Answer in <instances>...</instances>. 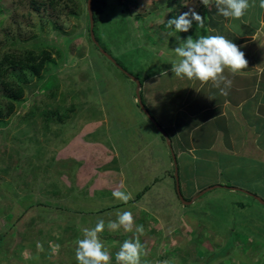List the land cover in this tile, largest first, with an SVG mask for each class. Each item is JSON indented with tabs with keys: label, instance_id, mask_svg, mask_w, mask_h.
Returning <instances> with one entry per match:
<instances>
[{
	"label": "rangeland",
	"instance_id": "obj_1",
	"mask_svg": "<svg viewBox=\"0 0 264 264\" xmlns=\"http://www.w3.org/2000/svg\"><path fill=\"white\" fill-rule=\"evenodd\" d=\"M100 5L98 45L142 81L151 113L152 94L162 93L169 106L184 88L181 79L161 75L179 59L174 48L188 36L220 34L222 23L231 21L213 17L214 0L209 6L201 0ZM190 8L206 17L204 29L195 22L186 33L167 26ZM98 45L91 41L88 0H0V61L18 54L31 65L12 59L0 66V264H78L81 229L100 218L116 219L118 210L131 211L144 225L149 264H264V205L251 196L264 200L257 179L264 178V168L254 172L241 163L245 173H227L226 157L209 155V169L204 156L196 155L197 165L174 139L171 150L167 132L141 110L136 83ZM174 152L185 200L215 188L192 205L177 193ZM116 189L134 198L124 204L112 196ZM131 235L123 229L102 234L112 264ZM50 244L60 245L57 255Z\"/></svg>",
	"mask_w": 264,
	"mask_h": 264
},
{
	"label": "crops",
	"instance_id": "obj_2",
	"mask_svg": "<svg viewBox=\"0 0 264 264\" xmlns=\"http://www.w3.org/2000/svg\"><path fill=\"white\" fill-rule=\"evenodd\" d=\"M255 3L256 6L250 8L240 22L231 20L229 24L222 23L219 35L225 34L228 38L231 34V41L240 47L248 60L247 68L235 76L229 74L233 83L227 95H221L210 82L202 84L198 80L185 78L181 79L184 88L179 85L180 89L175 93L177 99L171 105L165 104L162 93L157 98L155 90L151 97L152 105L148 107L172 139V146L176 145L174 139L180 152L193 156L197 165L200 164L196 155L204 156L209 169H212L209 155L226 157L228 161L222 164V170L227 173L241 169V163L250 165L254 172L264 168V9L259 7V0H255ZM212 10L217 11L216 7ZM216 16L217 13L213 15ZM212 21L217 23L215 19ZM165 73V79L174 76L171 69L165 70ZM181 98L184 102H181ZM216 165L214 169H218ZM243 169L239 173H245ZM257 179L264 184V178ZM232 189L229 191L239 189L241 191L238 192L246 195L251 193L244 187Z\"/></svg>",
	"mask_w": 264,
	"mask_h": 264
},
{
	"label": "clouds",
	"instance_id": "obj_3",
	"mask_svg": "<svg viewBox=\"0 0 264 264\" xmlns=\"http://www.w3.org/2000/svg\"><path fill=\"white\" fill-rule=\"evenodd\" d=\"M202 4L209 6L210 0H201ZM217 14L227 20H240L248 10L256 6L255 0H214ZM259 7L264 9V0H259ZM206 17L195 9L179 14L169 19L167 26L174 27L177 33L189 32L196 23L197 29H204ZM179 58L172 64L171 72L179 79L198 80L202 84L209 82L213 87L219 89L221 95H227L232 86L231 76L248 67V60L240 47L224 35H197V38L188 36L174 48ZM117 67V66H116ZM227 73V74H226ZM167 73H161L164 75ZM112 196L127 204L132 200L131 191L116 189ZM116 219L105 221L103 218L97 220L93 227H83L82 238L76 240L75 258L78 264H112L113 253L101 238L105 231L116 232L123 229L131 233V237L124 240L115 253V264H149L145 259L149 256L151 249L142 243L141 237L145 235V227L137 224L131 211L118 210ZM38 251L42 252L43 244L36 243ZM51 255L58 254L59 244H50ZM161 264H170V261H162Z\"/></svg>",
	"mask_w": 264,
	"mask_h": 264
},
{
	"label": "water",
	"instance_id": "obj_4",
	"mask_svg": "<svg viewBox=\"0 0 264 264\" xmlns=\"http://www.w3.org/2000/svg\"><path fill=\"white\" fill-rule=\"evenodd\" d=\"M92 3H93V0H88V13H89V18H90V34H91V38H92V41L98 45V42L96 40V37H95V32H94V29H95V21H94V16H93V12H92ZM98 48L100 49V51L102 52V54L108 59L110 60L113 64H115L119 70H121L122 72H125L121 67H119L116 63V61L113 59V57L111 55H109L107 52H105L101 46L99 47L98 45ZM125 74L130 78L132 79L135 83H136V86H137V91H136V94H137V100H138V103H139V106L141 107V110L143 111V113L145 114V116L155 125V127L160 130L161 132H164V134L166 133L162 127H160L159 123L157 122V120L152 116V114L149 112V110L146 108V106L144 105L143 103V99H142V95H141V89H142V84L139 80H137L136 78H134L132 75L128 74L125 72ZM167 134V133H166ZM166 138L168 140V144L172 149V144H171V141L169 140V136L168 134L166 135ZM173 152V151H172ZM173 154V159H174V166H175V180H176V189H177V193L180 197V199L182 200V202L186 205H192L195 200L197 198H200L202 197L203 195H205L206 193H208L209 191H212L214 190L215 188H211L209 190H205L203 191L202 193H200L197 197H195L192 201L190 202H187L182 194V191H181V184H180V175H179V168H178V162H177V159H176V155L175 153H172ZM237 191H241L239 189H235ZM253 198H256L262 205H264V200L261 199L260 197L258 196H255V195H251Z\"/></svg>",
	"mask_w": 264,
	"mask_h": 264
},
{
	"label": "trees",
	"instance_id": "obj_5",
	"mask_svg": "<svg viewBox=\"0 0 264 264\" xmlns=\"http://www.w3.org/2000/svg\"><path fill=\"white\" fill-rule=\"evenodd\" d=\"M92 12H93L94 21H95V24H96V23H98V21L100 20V14H101V12H102L101 5H100V0H93V3H92ZM89 19H90V18H89ZM94 32H95V37H96V26H95ZM96 40H97V37H96ZM91 41H92V38H91ZM92 42H93V41H92ZM97 42H98V40H97ZM93 43H94V42H93ZM103 56H104V55H103ZM12 59H13V62H14L15 60H17L18 62H21L25 67H30V66H31V65L27 66V64L25 63L26 60H24L23 57H22L21 55H18V54H16V55L5 54V56H4V61H0V66H1V67H5L6 65H9V62H11ZM113 59H114V58H113ZM115 61H116L117 65H118L119 67H121L122 69H124L123 66L120 64V62H118V60H115ZM14 64H15V63H14ZM117 69H118V68H117ZM124 70H125V69H124ZM125 71H126V70H125ZM2 76H3V78H4L3 84H4V86H6L5 89H7V90L10 91L9 87H10L11 84H10L9 82H7V80L5 79V75H4V74H2ZM140 82H141V84H142V86H143L142 81H140ZM50 87H51V83L49 82V83L46 84L45 89L50 88ZM14 97H15V98H16V97H19V95L17 94V95H15ZM143 103H144V101H143Z\"/></svg>",
	"mask_w": 264,
	"mask_h": 264
},
{
	"label": "bare ground",
	"instance_id": "obj_6",
	"mask_svg": "<svg viewBox=\"0 0 264 264\" xmlns=\"http://www.w3.org/2000/svg\"><path fill=\"white\" fill-rule=\"evenodd\" d=\"M118 68V67H117ZM119 69V68H118ZM124 70V69H123ZM141 95H142V93H141ZM150 112V111H149Z\"/></svg>",
	"mask_w": 264,
	"mask_h": 264
}]
</instances>
